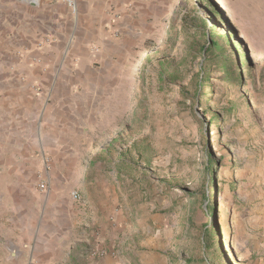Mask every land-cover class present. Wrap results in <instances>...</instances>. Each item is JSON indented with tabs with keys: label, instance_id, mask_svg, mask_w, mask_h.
Segmentation results:
<instances>
[{
	"label": "rangeland",
	"instance_id": "1",
	"mask_svg": "<svg viewBox=\"0 0 264 264\" xmlns=\"http://www.w3.org/2000/svg\"><path fill=\"white\" fill-rule=\"evenodd\" d=\"M214 1L220 16L181 2L174 21L147 41L134 62L133 115L111 145L117 202L99 215L100 222L111 216L108 238L101 244V232L89 236L78 220L55 254L58 261L49 263L19 220H10L0 189V264H82L105 258L108 246L116 250L113 264H264V2ZM211 27L227 60L240 63L243 79L236 85L227 84L219 70L226 60L221 49L207 52ZM3 58L0 46V64ZM233 72H239L235 66ZM6 75L0 68V185L28 181L53 191L50 174L29 167L37 126L24 118L34 107L22 89L28 82ZM203 76L208 81L200 88ZM13 85L21 91L13 92ZM8 164H14L13 174ZM52 168L59 185L58 160L48 163ZM71 192L81 201L78 191ZM53 212L62 210L53 205ZM83 244L87 250H80ZM70 246L78 248L72 255ZM33 255L38 263L30 260Z\"/></svg>",
	"mask_w": 264,
	"mask_h": 264
},
{
	"label": "crops",
	"instance_id": "2",
	"mask_svg": "<svg viewBox=\"0 0 264 264\" xmlns=\"http://www.w3.org/2000/svg\"><path fill=\"white\" fill-rule=\"evenodd\" d=\"M188 1L73 0L74 13L67 0H0V68L12 80L28 82L22 89L34 105L24 113L37 126L29 167L50 174L54 182L50 191L48 184L41 190L11 180L0 185L1 199L10 220H19L24 236L36 252L47 253L49 263L58 261L55 254L78 220L89 236L101 232V244L110 235L111 216L100 222L99 215L117 202L111 145L133 115L134 62L147 41L158 39L167 21H174L181 2ZM11 88L21 91L20 85ZM54 159L62 173L59 185L54 169H47ZM5 168L15 172L14 164ZM71 191H78L81 201L73 200ZM53 205L62 213H54ZM108 247L105 258L82 264L115 263L116 250ZM79 248L87 250L85 244ZM69 249L72 255L78 248ZM30 260L39 262L34 255ZM6 261L14 262L12 256Z\"/></svg>",
	"mask_w": 264,
	"mask_h": 264
},
{
	"label": "trees",
	"instance_id": "3",
	"mask_svg": "<svg viewBox=\"0 0 264 264\" xmlns=\"http://www.w3.org/2000/svg\"><path fill=\"white\" fill-rule=\"evenodd\" d=\"M189 2L195 3V8H197L198 5H201V6L204 5L206 8L210 9V11L212 12V15L220 16L219 6L217 5V3L214 0H189ZM202 24L205 27L207 26V21L204 18L202 19ZM215 33H216V31H214V27L209 28V32L206 33V36L209 39L207 52H211L213 50L219 51L221 49V53H222L221 55L223 56V59L226 58V60H224L220 64L219 70L223 71L224 74L222 77L227 82V84L236 85L243 79V75H242L241 70H240V63L236 58L234 60H231V61L227 60L228 55H225V48L223 46L220 47L219 41L215 40ZM232 39H233V37L229 33H227L225 36L227 47L232 48L234 53H235V56H236L237 46H236V44L233 43ZM234 66L239 71L238 74H234V72H233ZM204 68H205V64L201 68L203 72H205ZM207 81H208L207 77H205V76L201 77V80L199 82L200 88H202L203 84L207 83ZM208 162H209L208 163L209 164L208 171H210L211 169L213 170L214 169L213 162L211 160H209ZM207 211L211 212L210 214L214 213V205H212L211 210L207 209Z\"/></svg>",
	"mask_w": 264,
	"mask_h": 264
},
{
	"label": "built area",
	"instance_id": "4",
	"mask_svg": "<svg viewBox=\"0 0 264 264\" xmlns=\"http://www.w3.org/2000/svg\"><path fill=\"white\" fill-rule=\"evenodd\" d=\"M67 1H68V4L72 7L73 12L76 13V6H75V3L73 2V0H67ZM40 189L41 190H46L47 189V185L45 183H42V185H40ZM73 197L75 199H78L79 198V195L77 193H75L73 195Z\"/></svg>",
	"mask_w": 264,
	"mask_h": 264
}]
</instances>
